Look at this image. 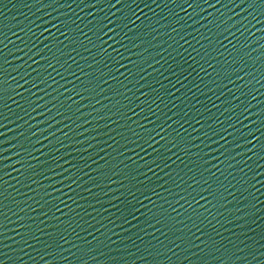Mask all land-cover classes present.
<instances>
[{
    "label": "water",
    "instance_id": "water-1",
    "mask_svg": "<svg viewBox=\"0 0 264 264\" xmlns=\"http://www.w3.org/2000/svg\"><path fill=\"white\" fill-rule=\"evenodd\" d=\"M0 264H170L0 137Z\"/></svg>",
    "mask_w": 264,
    "mask_h": 264
}]
</instances>
